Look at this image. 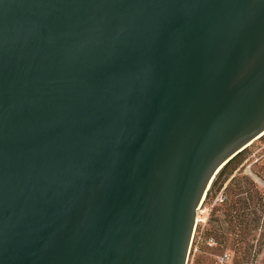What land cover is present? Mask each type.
Wrapping results in <instances>:
<instances>
[{
  "label": "water",
  "instance_id": "1",
  "mask_svg": "<svg viewBox=\"0 0 264 264\" xmlns=\"http://www.w3.org/2000/svg\"><path fill=\"white\" fill-rule=\"evenodd\" d=\"M263 135L264 0H0V264H187Z\"/></svg>",
  "mask_w": 264,
  "mask_h": 264
},
{
  "label": "trees",
  "instance_id": "2",
  "mask_svg": "<svg viewBox=\"0 0 264 264\" xmlns=\"http://www.w3.org/2000/svg\"><path fill=\"white\" fill-rule=\"evenodd\" d=\"M264 142V135L258 139ZM256 146L253 143L233 159H231L216 175L207 192L206 199L215 197L228 181L225 188V199L221 204L229 220V233H221V227L214 223L202 231L200 235L201 249L210 251L213 248L207 243L210 238L215 239L224 247L234 248L238 255L232 264H244L256 236V230L264 218V189L261 188L240 166L252 153ZM252 171L264 183V158L259 160ZM219 207H215V210ZM209 258L201 255L199 263L206 262Z\"/></svg>",
  "mask_w": 264,
  "mask_h": 264
},
{
  "label": "rangeland",
  "instance_id": "3",
  "mask_svg": "<svg viewBox=\"0 0 264 264\" xmlns=\"http://www.w3.org/2000/svg\"><path fill=\"white\" fill-rule=\"evenodd\" d=\"M254 143H256L254 150L240 168L264 189V183L252 171L258 164H261L258 161L264 158V142H259L257 139ZM227 185L228 181L215 197L204 198L202 201L196 215L197 222L190 245L187 264H232L238 255L234 248L224 247L213 238H210L207 243L213 248L212 250L208 252L201 249L200 235L210 225L218 223L221 227V233L224 235L229 233V220L224 208L221 207L225 199V188ZM215 207L219 208L215 210ZM201 255L207 256L209 259L206 262L202 261V263H199V257ZM244 264H264V218L259 223L256 236L252 241L249 255Z\"/></svg>",
  "mask_w": 264,
  "mask_h": 264
},
{
  "label": "built area",
  "instance_id": "4",
  "mask_svg": "<svg viewBox=\"0 0 264 264\" xmlns=\"http://www.w3.org/2000/svg\"><path fill=\"white\" fill-rule=\"evenodd\" d=\"M223 259V258H222Z\"/></svg>",
  "mask_w": 264,
  "mask_h": 264
}]
</instances>
